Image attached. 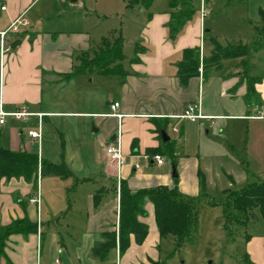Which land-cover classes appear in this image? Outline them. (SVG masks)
Instances as JSON below:
<instances>
[{
  "label": "crops",
  "instance_id": "crops-1",
  "mask_svg": "<svg viewBox=\"0 0 264 264\" xmlns=\"http://www.w3.org/2000/svg\"><path fill=\"white\" fill-rule=\"evenodd\" d=\"M44 1L0 0V34L18 19L28 23L20 26L18 32H9L7 49L3 53L0 50V112L8 114L4 124H0V143L14 152L36 153L39 161L54 164L64 161L73 175L38 176L31 182L23 177H0V225L25 217L38 224V234L12 237L7 255L13 264H43L40 256L42 259L43 252L49 249L50 253L66 255V264H161L160 246L164 238L160 237L150 203L146 205L148 216L140 219L149 227L143 244H137L131 236L130 248L123 256L117 247L104 261L94 258L93 247L101 241L102 233L118 231L120 185L128 184L133 192L156 187L157 184L147 186L139 182L138 160L148 157L150 166L164 169L165 162L159 166L154 160L155 155H160L154 151L165 149L161 132L165 131L171 142L168 130L175 131L180 123L188 121L180 118L188 106H194L195 114L202 115L199 121L253 118L252 110L243 100L246 87L242 86L245 91L240 96H229L231 88L222 85L223 78L212 74L213 70L204 78L202 69L198 77L183 87L178 64L184 60V51L199 50L201 58L207 57V33L212 30H206L203 7L201 11L195 8L194 17L177 36L171 37L170 8L158 10L154 3L148 10L137 6L142 23L134 34L125 35L112 29L108 36L120 33L124 39L123 67L127 75L123 79L99 74L67 79L65 76L72 73L77 57L93 52L100 44L92 46L87 28H44L45 21L61 13L57 4L63 6L66 0H48L44 3L51 5L48 10L41 5ZM127 7L130 8L128 3ZM104 38L107 37L101 41ZM17 41L20 44L12 49L11 45ZM126 44L130 56L125 54ZM236 70L230 75L237 84L241 70ZM96 82H99L97 86ZM65 87L66 112L48 109L45 100ZM255 89L262 99L260 109L264 111V86L258 83ZM71 90L77 95L70 96ZM97 94L100 103L96 102ZM114 103L119 107L112 111ZM72 104H77L79 109H71ZM14 113L27 115L17 118L12 116ZM64 115L69 119L66 142L62 138L60 151H56L58 160H53L47 155L46 128L50 118ZM11 118L15 120L13 123L7 121ZM29 118H35V124ZM161 121H167V126L161 128ZM31 131L40 132L41 139L30 138ZM118 139L125 159L120 169L106 151ZM160 180L168 183L163 175ZM159 186L164 185L161 182ZM38 192L39 206L30 203ZM62 230L66 233V243L58 241L63 238ZM51 264L61 262L56 259Z\"/></svg>",
  "mask_w": 264,
  "mask_h": 264
},
{
  "label": "rangeland",
  "instance_id": "rangeland-1",
  "mask_svg": "<svg viewBox=\"0 0 264 264\" xmlns=\"http://www.w3.org/2000/svg\"><path fill=\"white\" fill-rule=\"evenodd\" d=\"M169 2L170 0H155L153 7L168 10ZM127 3L128 0H77V3L66 0L63 6L57 4V10L61 9V13H55V17L45 21L44 28H87L92 37V46L95 47L101 44L103 37L110 35L112 29L125 35L134 34L138 24L142 23V14L140 8L130 9ZM194 5L198 11L203 7L206 13L203 17L206 30H212L207 33V57L211 54L212 37L222 46L241 41L253 49L257 41L253 27L260 20L259 9H264V0H248L231 5L226 0H194ZM43 6L47 10L51 8L49 3ZM125 54L130 56L127 44ZM239 61L240 59L226 60L222 68L213 69L212 74L222 77V85L232 89L237 84L230 74L237 71ZM252 62L255 66L254 76L264 86V49L253 55ZM98 84L99 82L95 83L96 86ZM244 91V87L239 88L234 96H240ZM76 95L74 90L70 91V96ZM99 96L97 94L98 103ZM44 103L50 110L66 112V87L57 94H51ZM260 108L252 106L250 115L253 118L209 119L197 123L185 121L175 131L170 128L168 133L171 142L177 143V156L173 165L169 156L165 155L163 170L150 166L148 157L138 160L141 172L139 182L147 186L162 182L169 189L177 187L182 197L192 202L198 210L197 228L179 250H175L171 236L162 240L161 264H264V219L258 211L234 217L228 227L232 234L230 238L223 229L222 206H212L210 203H226L233 192L240 193L251 184L264 185V111ZM71 109L78 110L79 106L72 104ZM29 119L32 125L35 124V118ZM7 121L13 123L15 120L11 118ZM68 121L64 115L50 118V123L47 124V155L53 160H58L56 151H60L62 138L66 142ZM7 142L5 144L8 145L9 141ZM173 166L176 168L177 178L173 177ZM161 175L167 178L168 183L160 180ZM143 177L146 179L141 180ZM127 186L134 191L128 184ZM61 232L63 238L58 241L66 243V233L64 230ZM49 245L50 238L47 237L45 247L48 248ZM49 251H44L43 258L40 256L39 261L51 264L57 259L61 264H66V255Z\"/></svg>",
  "mask_w": 264,
  "mask_h": 264
},
{
  "label": "trees",
  "instance_id": "trees-1",
  "mask_svg": "<svg viewBox=\"0 0 264 264\" xmlns=\"http://www.w3.org/2000/svg\"><path fill=\"white\" fill-rule=\"evenodd\" d=\"M155 0H128V6L141 7L148 10ZM248 0H226L228 5ZM170 36H177L184 26L194 17L196 13L194 0H170ZM259 22L253 27V33L257 41L253 49L241 41L231 42L222 46L215 38H210L213 50L209 57H203L202 61L199 50L188 49L184 51V60L178 64V76L180 84L186 87L190 79L200 75L207 78L213 69H221L223 62L230 59H240L237 68L241 70L238 75L239 81L229 93L233 97L237 90L245 86L246 93L243 100L248 108L262 106L260 94L255 86L260 82L254 76L255 66L252 62L254 54L264 49V9H259ZM124 39L120 33L104 38L101 44L93 52L81 53L76 59V65L67 79L78 76L99 74L105 77L124 78L127 73L124 70L123 52ZM162 123V124H161ZM162 125V126H161ZM161 128L167 126V121L160 122ZM165 149H159L156 154L168 155L175 164V143L167 142ZM73 174L62 161L54 164L46 160L39 161L38 154L19 151L14 152L0 143V177L12 178L23 177L26 181H35L38 176H50L68 178ZM98 200V198H96ZM150 203L154 207L155 222L160 237L171 236L174 240L175 250H179L186 240L190 238L198 225V210L196 206L185 200L178 188L169 189L164 186L156 188H145L132 192L127 184L120 185V208L118 231H107L102 233L101 241L93 247V256L99 261H104L111 251L117 247L120 256H123L131 245V236H134L137 244L144 243L148 236V225L140 221L146 218L148 213L146 205ZM212 206L223 208V229L231 238L228 229L230 222L238 215L258 211L264 219V185L251 184L240 193L233 192L226 203L210 202ZM38 234V224L29 218L18 219L7 225H0V264H13L7 255V247L12 237H28ZM173 256V255H172ZM152 264H160L153 262Z\"/></svg>",
  "mask_w": 264,
  "mask_h": 264
},
{
  "label": "built area",
  "instance_id": "built-area-1",
  "mask_svg": "<svg viewBox=\"0 0 264 264\" xmlns=\"http://www.w3.org/2000/svg\"><path fill=\"white\" fill-rule=\"evenodd\" d=\"M205 15H206V13H205L204 9L202 8V16L205 17ZM27 25H28V23L26 21H24L23 19H18L10 26V28L7 31L0 34V50H1V53H3L7 49L8 33L11 31L18 32L20 26H27ZM118 107H119V104L114 103L111 106V110L115 111ZM194 111H195V107L190 105L187 107V109H185V111L180 116V118L184 119V120H188V121L193 122V123L201 120L203 118L202 115L200 113L195 114ZM26 115L27 114H24V113L12 114V116L17 117V118L25 117ZM7 116H8V114L0 112V124L1 125L4 124L5 118ZM118 117H120V116H118ZM28 135L32 139H41L40 132L31 131L28 133ZM106 151H107V155L110 158V160L117 165L118 169H120L122 167V165L125 163L124 154H123V151L121 148L120 140L118 139L116 144L109 146L106 149ZM154 160L156 161L157 165H159V166H162L165 162L164 158L161 155H155ZM30 203L35 204L37 206L40 205V194H39V192L34 197H32L30 199Z\"/></svg>",
  "mask_w": 264,
  "mask_h": 264
},
{
  "label": "water",
  "instance_id": "water-1",
  "mask_svg": "<svg viewBox=\"0 0 264 264\" xmlns=\"http://www.w3.org/2000/svg\"><path fill=\"white\" fill-rule=\"evenodd\" d=\"M19 44H20V41H17V42H15V43H13V44L11 45V48L14 49V48H15L17 45H19ZM161 135H162L163 142H164V143L168 142L169 138L167 137L165 131H162V132H161ZM173 177H174V178H177V177H178V175H177V173H176V168H175V166H173Z\"/></svg>",
  "mask_w": 264,
  "mask_h": 264
}]
</instances>
